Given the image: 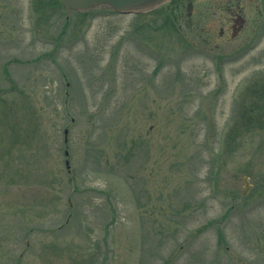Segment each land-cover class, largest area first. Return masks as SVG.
Returning a JSON list of instances; mask_svg holds the SVG:
<instances>
[{"label": "rangeland", "instance_id": "1", "mask_svg": "<svg viewBox=\"0 0 264 264\" xmlns=\"http://www.w3.org/2000/svg\"><path fill=\"white\" fill-rule=\"evenodd\" d=\"M253 18L0 0V264H264Z\"/></svg>", "mask_w": 264, "mask_h": 264}, {"label": "flooded vegetation", "instance_id": "2", "mask_svg": "<svg viewBox=\"0 0 264 264\" xmlns=\"http://www.w3.org/2000/svg\"><path fill=\"white\" fill-rule=\"evenodd\" d=\"M170 12L192 26V21L207 20V33H214V48L235 45L246 40L256 23L254 13L264 20V0H165ZM257 16V15H256ZM200 23V22H197ZM200 25V24H196ZM208 39L206 42H209ZM211 44V43H209ZM240 48V47H239Z\"/></svg>", "mask_w": 264, "mask_h": 264}, {"label": "water", "instance_id": "3", "mask_svg": "<svg viewBox=\"0 0 264 264\" xmlns=\"http://www.w3.org/2000/svg\"><path fill=\"white\" fill-rule=\"evenodd\" d=\"M165 0H62L67 12L109 7L118 13H137L155 8ZM67 134V131H66Z\"/></svg>", "mask_w": 264, "mask_h": 264}]
</instances>
